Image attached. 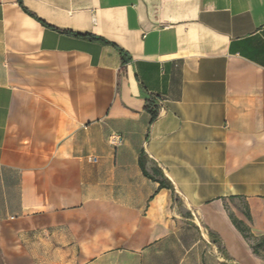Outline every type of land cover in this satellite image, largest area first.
I'll use <instances>...</instances> for the list:
<instances>
[{"label": "crops", "instance_id": "1", "mask_svg": "<svg viewBox=\"0 0 264 264\" xmlns=\"http://www.w3.org/2000/svg\"><path fill=\"white\" fill-rule=\"evenodd\" d=\"M260 238L264 0H0V264H264Z\"/></svg>", "mask_w": 264, "mask_h": 264}, {"label": "trees", "instance_id": "2", "mask_svg": "<svg viewBox=\"0 0 264 264\" xmlns=\"http://www.w3.org/2000/svg\"><path fill=\"white\" fill-rule=\"evenodd\" d=\"M20 1V0H19ZM21 3V2H20ZM83 37L85 38H89L91 40H95V41H98L102 44H108V42H106L105 40L101 39V38H98V37H88L87 35H83ZM118 51L122 53V51L120 49H118ZM122 59H123V62L125 61L124 59V55H122ZM153 103L150 102V104L148 105V110L150 111L151 115H152V119L155 118L156 116V112L154 111L153 109ZM145 157L144 155H141L140 158H139V164H140V168L142 169V172L143 174L148 177L149 179H152V180H156L158 183H159V188H166V189H170L171 186L170 184L163 178V175L161 172H158V171H154V176L150 175L146 170H145ZM156 176H159L158 179H155ZM246 218L248 220H250V215L248 212H246L245 214ZM230 219L233 223V225L235 226V228L243 234V236L248 239V240H252L253 237L252 235L249 233L248 231V228L246 226H244V224L237 220L233 215L230 214ZM260 251H264V238H260L257 242H255L253 245H252V252L253 254L255 255H260Z\"/></svg>", "mask_w": 264, "mask_h": 264}, {"label": "built area", "instance_id": "3", "mask_svg": "<svg viewBox=\"0 0 264 264\" xmlns=\"http://www.w3.org/2000/svg\"><path fill=\"white\" fill-rule=\"evenodd\" d=\"M109 140H110L111 143H114L115 141L120 142V140L117 139L115 136L110 137ZM91 160H92L93 162H96V159H95V158H92Z\"/></svg>", "mask_w": 264, "mask_h": 264}, {"label": "rangeland", "instance_id": "4", "mask_svg": "<svg viewBox=\"0 0 264 264\" xmlns=\"http://www.w3.org/2000/svg\"><path fill=\"white\" fill-rule=\"evenodd\" d=\"M263 256H264V254H263Z\"/></svg>", "mask_w": 264, "mask_h": 264}]
</instances>
